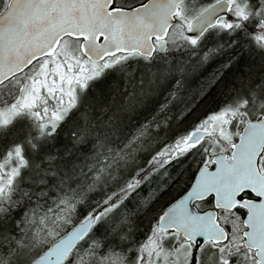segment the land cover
Listing matches in <instances>:
<instances>
[{
  "label": "snow or ice",
  "instance_id": "1",
  "mask_svg": "<svg viewBox=\"0 0 264 264\" xmlns=\"http://www.w3.org/2000/svg\"><path fill=\"white\" fill-rule=\"evenodd\" d=\"M0 264H264V0H0Z\"/></svg>",
  "mask_w": 264,
  "mask_h": 264
}]
</instances>
